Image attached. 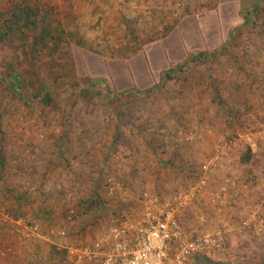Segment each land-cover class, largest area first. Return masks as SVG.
Wrapping results in <instances>:
<instances>
[{
  "label": "rangeland",
  "instance_id": "rangeland-1",
  "mask_svg": "<svg viewBox=\"0 0 264 264\" xmlns=\"http://www.w3.org/2000/svg\"><path fill=\"white\" fill-rule=\"evenodd\" d=\"M21 1L70 43L97 31L100 54L128 57L220 0H105L104 10L99 0H0V16ZM255 4L237 26L224 21L223 44L145 92L80 75L65 41L42 54L32 38L0 41V77L17 72L32 87L25 105L0 81V264H107L123 230L171 209L174 247L216 242L197 264H264V0ZM179 43L196 48L169 44ZM175 51L171 65L184 55ZM42 84L50 96L32 99Z\"/></svg>",
  "mask_w": 264,
  "mask_h": 264
},
{
  "label": "crops",
  "instance_id": "crops-1",
  "mask_svg": "<svg viewBox=\"0 0 264 264\" xmlns=\"http://www.w3.org/2000/svg\"><path fill=\"white\" fill-rule=\"evenodd\" d=\"M257 1L260 0H220L218 1V4L211 6L208 10H204L206 12H203V15L201 16L205 17L208 14L214 15L213 18L215 23L212 24L209 29L210 40L211 37H213V42L217 41L213 48H210L207 44L208 42L204 44L205 39L199 31L197 21H195V15L193 14L184 17L181 23L173 28L171 32L166 34L165 37L155 36L152 37L151 40L145 41L142 43L141 47L134 52V54L128 57H109L100 54L104 51V49L100 46L97 47L94 44L92 45L93 40H95V37L99 34L97 31L90 32V36L92 37L90 43L82 41V44L86 48H84V50L93 53L90 56L91 61L89 62L91 66L97 64L101 65L105 62L104 69L96 72L101 74L98 76V80H104L107 83H111L112 88L119 91L128 92L127 89L130 87H136V89L145 92L149 89H154L157 84H161L165 75H167L171 70H174L173 68L175 66L186 61L188 57L194 56V52L200 53L202 51H210V49H215L217 46L223 44L227 33L225 28L227 26L224 21L234 18L236 20L232 21V25L233 27L237 26V20L240 21L244 16L243 11H245L248 5H255ZM97 2L96 6L99 10H104L106 8L105 0H99ZM106 15H108V13H106ZM100 16L104 17V15ZM98 18L99 15L94 17L91 25H94ZM184 27L188 28L191 32H185ZM180 30H184V33L182 34ZM78 32L82 34V29ZM175 36L182 37L189 43L195 42L196 48L185 47L183 43H179L177 45L178 52L183 51L184 55H182L179 59V63L171 65L170 59L177 53L175 51L177 46H170L169 43ZM164 45H168V48L165 49ZM109 46L110 45H108L107 48H109ZM112 46H115L114 43ZM139 79L145 80L139 81ZM101 85H105L104 82H101ZM133 89L135 90V88Z\"/></svg>",
  "mask_w": 264,
  "mask_h": 264
},
{
  "label": "trees",
  "instance_id": "trees-1",
  "mask_svg": "<svg viewBox=\"0 0 264 264\" xmlns=\"http://www.w3.org/2000/svg\"><path fill=\"white\" fill-rule=\"evenodd\" d=\"M257 5L252 6V11L256 10ZM253 11V12H254ZM251 11H247V14H249ZM47 13L42 12L41 8L39 6L34 5H28L26 2H19L11 5L8 12L1 14L0 16V30H4L5 32L0 31V41L5 40V38H8L9 36L13 35V37H20L22 40H25L27 38H32L30 40V49L35 54H42L44 50L47 52L53 53L54 50H57V44L56 42L60 43L62 41H65V45H70L69 48H71L72 56L75 59V64L78 69V72L80 75L85 74V70H88L86 74L93 77H98L101 74L96 73L99 70H103L105 67V62L101 65H94L91 66L89 61H91L90 56L93 54L89 51H86L83 49V44L79 41H81L79 38H76L78 42L70 43V40H66L67 35H64L65 32L61 29L55 28L54 21L52 19L47 18ZM195 16L199 27V31L202 34V37L205 39L204 44H207L210 46V48L215 46L217 41L213 42V37H211V40L209 38V29L211 28L212 24L215 23L214 15L208 14L207 16ZM240 22L239 24H241ZM15 31V32H14ZM31 31L35 32L37 31L38 34H35V36L31 37L30 33ZM170 30L169 32H171ZM14 32V34H12ZM168 32V33H169ZM167 33V34H168ZM71 36V35H68ZM74 37V35H72ZM77 37V36H75ZM28 40V39H27ZM49 46V47H48ZM51 47V48H50ZM49 49V50H48ZM194 57V56H193ZM13 72V71H12ZM173 70H171L165 77L169 78L170 73H172ZM11 80H7V79ZM0 81L7 84L8 91L13 92V96H18V100H21L25 105H30L27 102L26 96L29 94L32 87L30 86L31 83L25 76H21L14 72L11 75V72L8 73V70L5 71V75L0 77ZM19 86L23 87V90L19 91ZM39 92L36 94H32L31 98L38 100L45 101L49 96L51 92H46L42 94V91L44 89L43 84L39 85ZM41 89V90H40ZM123 93V91L121 92ZM42 94V95H40ZM249 152V150H248ZM250 154V152L248 153ZM247 160L249 159V155L246 157ZM199 260V259H198ZM198 262V261H197ZM201 264V261H199Z\"/></svg>",
  "mask_w": 264,
  "mask_h": 264
},
{
  "label": "built area",
  "instance_id": "built-area-1",
  "mask_svg": "<svg viewBox=\"0 0 264 264\" xmlns=\"http://www.w3.org/2000/svg\"><path fill=\"white\" fill-rule=\"evenodd\" d=\"M174 215L173 209L158 217L148 210L142 220L122 231L127 235L113 245L107 264H197L201 257H209L216 242L208 235L172 245L179 235Z\"/></svg>",
  "mask_w": 264,
  "mask_h": 264
}]
</instances>
